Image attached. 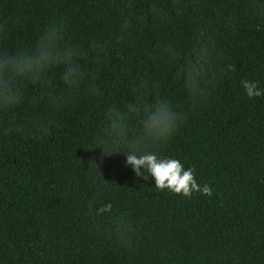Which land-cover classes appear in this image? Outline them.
I'll return each mask as SVG.
<instances>
[{"label": "trees", "instance_id": "1", "mask_svg": "<svg viewBox=\"0 0 264 264\" xmlns=\"http://www.w3.org/2000/svg\"><path fill=\"white\" fill-rule=\"evenodd\" d=\"M53 25L68 41L105 43L89 65L98 93L51 108L52 72L28 86L19 131L0 119V264H264V96L240 83L264 88V0H0V48ZM199 49L211 72L190 96L181 72ZM140 80L181 113L149 147L191 167L210 195L159 189L123 153L94 148L104 107Z\"/></svg>", "mask_w": 264, "mask_h": 264}, {"label": "clouds", "instance_id": "2", "mask_svg": "<svg viewBox=\"0 0 264 264\" xmlns=\"http://www.w3.org/2000/svg\"><path fill=\"white\" fill-rule=\"evenodd\" d=\"M106 45L92 41L87 46L64 38L61 28L49 26L39 31L32 42L0 48V119L5 130H20L17 109L27 102L29 85L42 84L49 73L58 74L61 89L46 94L47 103L57 108L73 95L95 96L98 88L89 65L99 63ZM169 56L175 53L169 49ZM211 72V53L199 49L189 57L181 72L182 86L190 96H196L207 83ZM248 98L264 96L257 81L241 80ZM181 122V113L173 100L152 90L146 80L131 89L130 97L104 107L100 133L94 140L104 155L123 153L126 165L139 176L141 170L150 174L154 186L174 193L190 195L193 191L211 194L207 184H197L194 170L185 168L180 160L158 155L149 146L169 140ZM31 123L42 127L43 119L33 114ZM111 208L108 204L100 211Z\"/></svg>", "mask_w": 264, "mask_h": 264}]
</instances>
